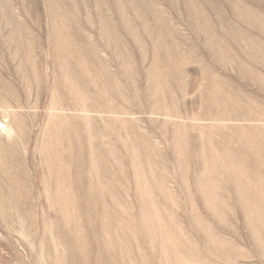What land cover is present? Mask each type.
<instances>
[{
  "label": "rangeland",
  "instance_id": "374dc122",
  "mask_svg": "<svg viewBox=\"0 0 264 264\" xmlns=\"http://www.w3.org/2000/svg\"><path fill=\"white\" fill-rule=\"evenodd\" d=\"M0 264H264V0H0Z\"/></svg>",
  "mask_w": 264,
  "mask_h": 264
}]
</instances>
